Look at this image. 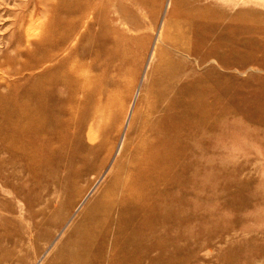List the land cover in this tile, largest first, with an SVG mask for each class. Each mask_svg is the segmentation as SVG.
<instances>
[{
    "label": "bare ground",
    "instance_id": "bare-ground-1",
    "mask_svg": "<svg viewBox=\"0 0 264 264\" xmlns=\"http://www.w3.org/2000/svg\"><path fill=\"white\" fill-rule=\"evenodd\" d=\"M152 1L71 0L68 18L59 14L56 24L26 38L41 47L59 37L60 47L71 37V63L64 58L52 69L51 50L27 63L25 72L42 71L23 88L4 81L2 93L0 84V178L6 184L19 167L37 180L52 165L53 144L65 140L61 130H71L72 176L81 174L75 161L86 162L87 145L94 146L91 154L113 145L133 88L124 77L133 72L140 28L149 26L139 15ZM171 2L116 148L130 159H119L93 199L96 185L83 198L73 214L81 212V220L71 248L59 249L50 264H190L196 253L187 249L195 231L189 224L204 229L201 191L239 182L229 164L213 159L218 141L250 136L245 121L264 128V13L219 0ZM63 24L71 35L59 34ZM234 70L248 77L229 74ZM247 250L228 249L224 259L236 264Z\"/></svg>",
    "mask_w": 264,
    "mask_h": 264
},
{
    "label": "rangeland",
    "instance_id": "rangeland-1",
    "mask_svg": "<svg viewBox=\"0 0 264 264\" xmlns=\"http://www.w3.org/2000/svg\"><path fill=\"white\" fill-rule=\"evenodd\" d=\"M70 2L71 0H0L2 93L8 91L3 84L4 81L23 88L26 78L39 75L42 69L25 72L24 68L28 64H34L42 53L52 50V59L56 60L52 63V69L57 66L59 68L62 61L63 64L66 61L71 63V37L69 41L66 39L60 47L59 37L56 39L51 37L52 40L50 38L51 41L48 44L44 43L45 45L41 47L26 41V38L34 35V32L40 33L51 22L55 23V16L61 15L64 19L68 18L65 10ZM219 3L237 10L243 7L264 13V0H219ZM171 5V0H153L139 15L140 21L148 22L149 26L144 25L140 28L142 42L139 41L135 46V56L132 59L133 72L124 77L125 81L133 82V88L125 115L117 123L118 130L114 134L113 145L110 148L108 145L105 150H99L93 154L90 152L93 151L94 146L87 145L84 152V155L88 157L86 162H80L79 159L75 161V169L81 171V174L73 173L72 176L71 130L67 133L61 130L65 140H58L59 142L56 141L53 144L52 165L41 170L37 180L20 167L17 171L18 176L9 179V185L0 178V264L54 262L59 249L71 248L73 230L81 220V212L73 216L77 206L95 185L92 199L107 185L111 179L110 171L115 170L119 159L122 157L125 160L130 159L129 152L123 155L122 150L120 154H117L116 148L123 132V122L135 99L136 90L145 71L149 70L147 64L157 33L165 25ZM52 18H54L53 21ZM40 22L41 25H39ZM36 23L38 25L35 26ZM62 27L64 24L59 27L61 36L64 33L71 35L68 29H62ZM147 35L149 40L145 43L144 38ZM49 45L51 47H48ZM64 58L68 59L64 61ZM23 71L25 73L19 75ZM234 72L236 74H233ZM237 73L235 70L229 72L235 76ZM244 74L237 77L244 80L248 77L246 73ZM58 90L61 96H67L65 89ZM57 116L62 120L65 117L60 111ZM245 125L253 131L250 136L244 137L240 134L238 140L218 141L220 152L215 154L213 159L222 164H229L228 172L235 175L239 182L229 188L220 182L216 190L201 191L203 209L200 214L204 229L197 230L196 227H199L197 221L189 224L191 226L194 224L195 231L192 233L193 244L187 249H192L191 251L196 253V259H191L193 261L190 264H227L224 255L228 249L232 248L248 249L239 255L236 264H264V128L247 121ZM99 138H102L101 135ZM132 149L133 146L130 152ZM8 172L6 174H9ZM102 175L103 178L98 184L97 178ZM246 182L247 184L244 185ZM78 190L82 191L81 194H78ZM197 242L200 243L199 247Z\"/></svg>",
    "mask_w": 264,
    "mask_h": 264
}]
</instances>
